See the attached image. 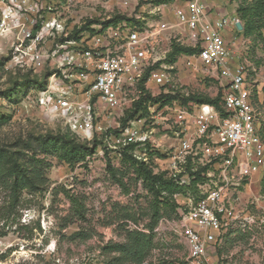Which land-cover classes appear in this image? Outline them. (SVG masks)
<instances>
[{
    "label": "rangeland",
    "instance_id": "1",
    "mask_svg": "<svg viewBox=\"0 0 264 264\" xmlns=\"http://www.w3.org/2000/svg\"><path fill=\"white\" fill-rule=\"evenodd\" d=\"M34 1L46 7L40 11L39 27L45 22H54L70 32L89 19H97L98 22L104 18L103 23H106L117 15L123 17L115 5L110 4L104 9L96 0ZM155 1L147 0L145 3L150 5ZM201 1L207 7L218 6L228 16L236 15L238 3L235 0ZM167 2L164 3L170 4ZM147 10L143 13L147 22L162 29L157 36V47L161 53L159 56L164 55L162 64L172 78L173 93L179 97L218 96L221 109L223 82L205 70L193 54H179L172 62L166 60L171 42L190 47L184 34L181 35L182 27L174 15L162 12L151 16ZM135 20L129 23L134 25L137 23ZM158 28L153 29L158 31ZM41 34V43L36 45L40 61H33L30 50L25 48L24 53L13 55L10 40L14 34H0V117H4L0 125V148L18 149L21 157L28 160L32 157L39 159L37 165L47 179L43 188H25L14 197L0 187V264H105L109 261L134 264L116 260L117 253L104 248L109 243L123 242L129 229L141 230L151 236L152 245L142 264H191L181 232V213L185 207L174 206L170 200L173 198L175 203L176 200L181 203L184 199H197L201 192L198 193L195 185L191 184L172 197L164 194L166 197L158 203L159 217L153 229L149 230L154 221L153 195L147 182L138 175L136 166L122 159L123 145L111 140L107 134L108 131L113 133L117 125L122 127L121 119L129 109L120 115L98 108L102 111L95 120L99 128L78 133L73 123L83 116L85 98L79 90L83 83L68 84L62 80L65 57L64 53L57 51L59 39L44 30ZM81 34L82 31L77 37ZM225 36L233 51L234 62L246 71V88L255 112V125L264 141V38L253 40L244 37L242 30L236 27L229 28ZM62 88L67 90L66 94ZM157 96L149 98V108L156 109L160 103L162 109L171 108L166 115L157 116L159 123L165 121L164 118L167 121L159 129L147 122L146 129L150 130L153 148L142 150L135 147L133 150L136 154L140 151L139 154L148 159L154 173L165 169L169 145H177L171 125L177 121L176 109H183L186 103L171 100L153 105L152 99ZM63 98H66L68 107L55 108L56 100ZM189 102V107L195 111L193 108L198 102ZM141 108L137 115L146 117L150 110L146 106ZM191 129L189 126L188 132ZM46 133L70 134L76 141L86 144L91 152L84 160L69 165L59 158L55 150L41 148L33 142L30 146L22 145L29 138ZM3 159L10 167V156L3 154ZM107 159L114 168V174L107 169ZM208 173L213 175L210 179L216 180L212 170ZM250 180H242L239 186L229 188L227 199L236 206L239 214L250 215L254 221L244 227L232 225L222 233L214 253V259L218 258L219 263L264 264V170ZM210 184L207 182L205 186ZM77 207H81L80 212Z\"/></svg>",
    "mask_w": 264,
    "mask_h": 264
},
{
    "label": "built area",
    "instance_id": "2",
    "mask_svg": "<svg viewBox=\"0 0 264 264\" xmlns=\"http://www.w3.org/2000/svg\"><path fill=\"white\" fill-rule=\"evenodd\" d=\"M146 1L96 0L104 9L110 4L115 5L123 17L136 19L137 23L131 25L132 22L123 19L106 25L102 18L88 25L81 37L67 38L71 31L58 27V23L45 22L39 27L40 11L46 7H41L38 1L0 0V34H14L10 40L13 55L24 53L25 48L30 50L33 61L41 60L36 50L42 40L41 31L58 37L57 51L64 53L65 57L62 80L68 84L83 83L79 89L85 98L83 116L73 125L78 133H85L93 127L99 128L95 120L104 110L123 115L147 94L151 98L174 92L172 78L162 64L164 55L159 56L161 53L157 47V36L162 29L141 18V6ZM180 2L179 6L170 3V10L182 27L181 35L184 34L186 42L194 49L193 56L205 70L223 82L222 108L219 110L211 104L198 102L192 111L190 100L183 104V109L177 108V121L171 128L178 142L169 145L164 158L165 169L156 173H164L183 188L194 184L196 191L201 192L197 199L188 198L181 203L176 200L179 207H185L181 213V232L190 263L222 264L218 258L214 259L222 233L232 225L244 227L254 221L252 216L238 213L236 206L228 201L227 191L239 186L242 180L250 182L253 176L264 170V141L255 125V112L246 88V71L234 62L233 51L225 36L229 28L236 27L235 23L239 21L236 15L213 16L201 0ZM165 7L164 4L156 5L154 15L162 14ZM156 27L158 31L153 29ZM151 83L154 86L151 87ZM61 91L67 92L63 88ZM65 99H57L55 108L67 106ZM148 101H142L141 106L150 110ZM161 106L160 103L148 114L145 111L146 117L135 115L124 126L117 125L113 128L116 132L108 131V136L123 146L134 143V148L151 150L153 143L146 123L150 121L157 129L166 123L167 118L159 123L157 116L166 115L171 108L167 110ZM189 126L193 128L190 132L187 130ZM138 154L134 153L149 165L148 159ZM159 155L164 157L161 153ZM210 170L215 173L216 180L209 178L213 177L209 176ZM194 172L197 174H190ZM207 182L211 184L206 187Z\"/></svg>",
    "mask_w": 264,
    "mask_h": 264
},
{
    "label": "trees",
    "instance_id": "3",
    "mask_svg": "<svg viewBox=\"0 0 264 264\" xmlns=\"http://www.w3.org/2000/svg\"><path fill=\"white\" fill-rule=\"evenodd\" d=\"M167 2L171 0H156V3ZM238 5L236 8V17L242 24V34L244 37H250L253 40L263 39L262 35L264 31V0H235ZM132 21L131 19L115 16L111 20L104 24H114L121 20ZM97 19H89L85 24L79 28H74L67 38H77L79 32L88 29V25L96 22ZM117 21V22H116ZM194 49L192 47L180 45L176 42H171L170 50L166 55L167 61H173L179 54H193ZM45 87V85L43 86ZM150 96L147 94L145 98L136 102L134 107L126 113L123 119H121V125L124 126L128 119L133 118L137 115L139 108L141 107L142 101L149 99ZM173 99H179L182 102L189 100L196 102H205L214 105L217 109H220L218 104L219 97H200L198 95H188L187 97H179L176 93L160 94L152 100L154 102L171 101ZM4 117H0V125L3 122ZM116 132V130H112ZM30 142L33 144H39L41 148L47 150H55L59 154V158L69 165L74 162L82 161L86 157L89 151V147L81 142L76 141L72 135L68 134H50L38 135L36 137L29 138L23 146H28ZM30 146V145H29ZM135 144L131 143L125 145L121 149V157L127 161L133 163L136 166V171L148 184L149 190L154 198V212H153V224L149 227V230L153 229L154 223L157 217H159L158 203L161 198H165L164 194L172 197L176 192H181L183 187L178 185L172 178H168L164 173H154L151 167L144 161L138 159L134 153ZM21 151L18 149H3L0 148V187L9 191V194L14 197L15 194L25 188L40 189L43 188L47 179L43 176L41 169L37 164L40 160L32 157L31 159H25L21 157ZM3 154L10 156L11 166L7 167L6 161L3 159ZM107 169L114 174V168L107 159ZM190 174H197L196 172ZM198 179V178H197ZM171 203L175 206L174 199L171 198ZM176 208V207H175ZM80 212L81 207H77ZM152 245L151 236L144 233L141 230L129 229L126 232V237L123 242L109 243L104 248L108 252L117 253L114 257L116 260L127 261L134 264H142L148 250ZM105 264H114L111 261Z\"/></svg>",
    "mask_w": 264,
    "mask_h": 264
},
{
    "label": "crops",
    "instance_id": "4",
    "mask_svg": "<svg viewBox=\"0 0 264 264\" xmlns=\"http://www.w3.org/2000/svg\"><path fill=\"white\" fill-rule=\"evenodd\" d=\"M167 3H173L174 6H179L181 4L180 0H171V1H168ZM158 4L166 5V7L162 9V12L163 13L165 12V14L171 15L173 17V14H172V12L170 10L171 9L170 8V4H166L164 2H161V3H152V4L149 5V3H145L144 2V5L141 6V8H142L141 9L142 10L141 11L142 12L141 18L143 20H147L146 19V14L143 15V13H145V10H147V9H148L147 12H146L147 14H150L151 16L154 15L155 14V8L154 7H156V5H158ZM208 8H209V10L211 12V15H213V16L225 15V13L222 10H220V8L218 6H216V7H208ZM181 30H182V28H181Z\"/></svg>",
    "mask_w": 264,
    "mask_h": 264
},
{
    "label": "water",
    "instance_id": "5",
    "mask_svg": "<svg viewBox=\"0 0 264 264\" xmlns=\"http://www.w3.org/2000/svg\"><path fill=\"white\" fill-rule=\"evenodd\" d=\"M235 26H236V29H237V30H239V31L242 30V24H241L240 21H237V22L235 23Z\"/></svg>",
    "mask_w": 264,
    "mask_h": 264
}]
</instances>
